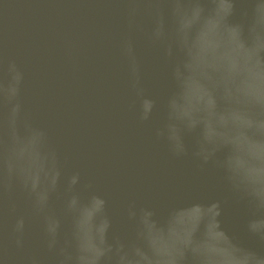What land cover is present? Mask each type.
Instances as JSON below:
<instances>
[{
  "label": "clouds",
  "instance_id": "obj_1",
  "mask_svg": "<svg viewBox=\"0 0 264 264\" xmlns=\"http://www.w3.org/2000/svg\"><path fill=\"white\" fill-rule=\"evenodd\" d=\"M118 2L125 22L120 50L139 123L152 124L162 111L154 140L175 158L191 155L201 168H216L231 196L249 209L247 232L264 242V0ZM204 34L218 46L198 40ZM138 38L168 66L171 89L163 100L146 87ZM6 73L0 204L13 223L0 251L4 264H264V252L222 227L220 201L190 205L213 209L199 220L179 219L183 207L161 216L132 201L126 208L131 235L114 234L108 198L80 171L66 173L49 129L26 108L24 71L8 60ZM32 221L39 222L45 255L25 254Z\"/></svg>",
  "mask_w": 264,
  "mask_h": 264
},
{
  "label": "water",
  "instance_id": "obj_2",
  "mask_svg": "<svg viewBox=\"0 0 264 264\" xmlns=\"http://www.w3.org/2000/svg\"><path fill=\"white\" fill-rule=\"evenodd\" d=\"M124 34L118 0H0V80L7 76V61L15 60L25 74L26 108L49 129L66 158V173L80 171L83 181H92L108 198L114 234L131 235L126 208L132 201L156 207L161 216L170 207H183L181 220L211 217L213 209L189 206L220 201L222 227L264 252V242L246 230L248 207L231 196L221 173L211 165L201 168L191 155L175 158L154 140L152 129L162 111L152 124L139 123L120 50ZM198 40L219 43L207 34ZM137 50L146 87L163 100L171 89L167 64L143 39H137ZM55 207L60 210L59 201ZM12 223L0 204V251ZM29 252L46 254L38 221L30 224ZM9 255L21 254L10 248Z\"/></svg>",
  "mask_w": 264,
  "mask_h": 264
}]
</instances>
